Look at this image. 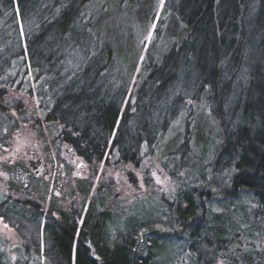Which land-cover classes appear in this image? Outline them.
I'll return each mask as SVG.
<instances>
[{
	"label": "trees",
	"instance_id": "16d2710c",
	"mask_svg": "<svg viewBox=\"0 0 264 264\" xmlns=\"http://www.w3.org/2000/svg\"><path fill=\"white\" fill-rule=\"evenodd\" d=\"M61 1L0 0V76L30 65L47 127L40 116L29 121L39 131L54 125L55 146L89 166L112 155L137 167L141 154L161 150L183 173L153 217L124 226L119 208L89 185L79 210L4 199L0 217L20 245L13 255L0 239V264H264V0H165L155 29L165 25L164 43L149 44L132 92L139 58L130 29L153 23L157 5L117 0L129 15L125 34L116 23V45L93 52L95 71L56 89L96 26L85 24L94 0ZM114 56H126L128 75L107 83ZM176 122L179 135L166 142Z\"/></svg>",
	"mask_w": 264,
	"mask_h": 264
},
{
	"label": "rangeland",
	"instance_id": "374dc122",
	"mask_svg": "<svg viewBox=\"0 0 264 264\" xmlns=\"http://www.w3.org/2000/svg\"><path fill=\"white\" fill-rule=\"evenodd\" d=\"M41 1L45 4L47 0ZM49 1L51 8V1L53 0ZM152 1L157 5L155 10L157 15L153 23L146 28L144 25H132L130 29L134 45L132 52L139 58V64L130 78L128 92H132L134 82L141 73L142 61L151 46L149 44L152 41L158 45L164 43L165 25L157 28L156 32L155 29L158 16L166 1ZM61 3L64 4V0ZM64 6L66 5L64 4ZM40 8L43 11L47 5L40 6ZM92 8L94 10L91 21H85V24L92 23V26H96L92 30L88 29L89 36L84 35V48H81L82 51L80 50L77 59H71L67 63L68 67L62 74L63 79L58 82L54 81V88L56 89H64L71 82H74L77 72L86 73L89 67H93L95 71L97 59L95 60V53L93 52L98 48H104L106 45H116V37L119 34V32L116 33V23L121 25V34H125L124 31L130 26L127 8L124 6L122 14L119 13L121 8H118L117 0H94ZM107 30L112 32L111 35H107ZM150 53L152 54V52ZM114 58L115 63L112 71L107 74L106 82L112 75L114 77L113 82L128 75V70H126L128 64L124 59L126 56H114ZM29 71L31 68L28 64V66L25 65V69L21 66V70L16 72L17 76L10 71L8 72L9 76L7 74L0 76V109H4V124L0 120L2 123L0 125V201L7 198H11V200L28 199L41 204L45 209L49 208L53 201H56L57 207L62 210L71 207H76L79 210L82 197L80 198L78 193H82L85 186L89 185L91 194L107 196L109 206L119 208L122 219L119 222L120 224L122 222L121 226L126 225L130 218L144 220L153 217L150 214L151 211L155 212L157 209L155 201L161 197L167 199L175 195L177 180L178 177L182 176V170L179 172L172 171L161 150L155 151V153L149 151L141 154L142 158H139L137 167L125 166L112 155L105 157L108 159L106 163L89 166L74 154H70V150H67L65 146L56 147L54 139L57 130L54 125L39 131L36 125L33 126V122L29 121L33 116H40V125L47 127L46 120L41 116L43 104L36 94V84L34 85L33 75ZM94 75L95 72H92L90 78H93ZM79 78H81V85L87 84L89 81V78L81 74ZM99 84L101 86L100 91L104 95L107 85L102 81ZM109 95L111 94L109 93ZM126 99H128V95ZM19 110H22V114ZM8 114L11 117H8ZM16 124H18V129L15 128ZM181 127L182 123L176 122L174 130L168 133L166 142L179 135L178 128ZM22 151L26 152L28 159L31 158V151H39L44 161L49 165L52 175L48 178L39 177L31 180L29 177L32 172L27 168L25 160H13L12 163H8L10 158L16 157ZM24 169H27V172ZM0 239H2L4 248L15 255L20 240L13 228L6 224L1 217ZM176 245L180 247L179 243ZM218 264L223 263L219 261Z\"/></svg>",
	"mask_w": 264,
	"mask_h": 264
},
{
	"label": "water",
	"instance_id": "95a60500",
	"mask_svg": "<svg viewBox=\"0 0 264 264\" xmlns=\"http://www.w3.org/2000/svg\"><path fill=\"white\" fill-rule=\"evenodd\" d=\"M42 164H43L42 158H38V159L33 158V159H30L28 161V167L30 168V170L34 174H36V175L41 174L42 177L47 178L51 175V171H50L48 165L46 164L44 166L43 172L41 173L40 168H41Z\"/></svg>",
	"mask_w": 264,
	"mask_h": 264
},
{
	"label": "flooded vegetation",
	"instance_id": "af4514ba",
	"mask_svg": "<svg viewBox=\"0 0 264 264\" xmlns=\"http://www.w3.org/2000/svg\"><path fill=\"white\" fill-rule=\"evenodd\" d=\"M31 158H27V154H26V152L25 151H22L21 153H19L16 157H14V158H10L9 160H8V163H12L13 162V160H21V159H23V160H25V164H26V166H27V168H28V161L30 160V159H33V158H35V159H38V158H42V160H43V164H42V166H41V168H40V171L41 172H43V170H44V166L47 164L45 161H44V158L41 156V154H40V152L39 151H31ZM48 165V164H47ZM49 166V165H48ZM29 169V168H28ZM30 170V169H29ZM37 178H39V177H41V175L39 174V175H35Z\"/></svg>",
	"mask_w": 264,
	"mask_h": 264
}]
</instances>
